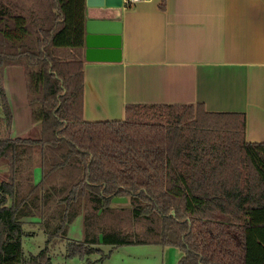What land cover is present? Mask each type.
<instances>
[{
    "label": "trees",
    "instance_id": "1",
    "mask_svg": "<svg viewBox=\"0 0 264 264\" xmlns=\"http://www.w3.org/2000/svg\"><path fill=\"white\" fill-rule=\"evenodd\" d=\"M22 1L0 0V81L24 66L33 130L0 136V264H49L62 240L69 256L160 243L183 251L178 264H264V142L245 139V114L127 104L124 119L84 120L83 61L58 49L82 47L85 0H27V16ZM0 108L8 127L1 82ZM123 210L132 229L110 225ZM79 215L83 238L70 240ZM24 223L46 235L36 254L22 250Z\"/></svg>",
    "mask_w": 264,
    "mask_h": 264
},
{
    "label": "crops",
    "instance_id": "2",
    "mask_svg": "<svg viewBox=\"0 0 264 264\" xmlns=\"http://www.w3.org/2000/svg\"><path fill=\"white\" fill-rule=\"evenodd\" d=\"M97 19L116 21L119 59H86V22ZM58 50L83 61L86 121L124 119L127 104L202 103L245 114V139L264 142V0L85 1L82 47Z\"/></svg>",
    "mask_w": 264,
    "mask_h": 264
},
{
    "label": "rangeland",
    "instance_id": "3",
    "mask_svg": "<svg viewBox=\"0 0 264 264\" xmlns=\"http://www.w3.org/2000/svg\"><path fill=\"white\" fill-rule=\"evenodd\" d=\"M16 12L27 16V0L19 3ZM0 82L4 87L12 112L11 125L7 127L1 122L2 113L0 108V136H30L33 130H29L27 77L24 66L20 64L7 65L2 72ZM39 179V171H36V181ZM129 204L128 196H116L111 201L113 207H128ZM111 219L113 220V223L110 224L112 226L132 229L133 223L129 218L128 210L115 212L111 215ZM103 224H109V217L103 220ZM23 230L25 231L21 240L23 252L25 254H36L45 245V233L36 223H24ZM135 230L142 233L144 228L137 225ZM67 236L70 240H81L83 238L82 216H77L70 224ZM96 247L99 249L89 254L88 257H80L77 254L69 256L67 255V241H59L50 246L49 264H178L183 255L180 248L160 243L123 244L115 247L111 244H98Z\"/></svg>",
    "mask_w": 264,
    "mask_h": 264
},
{
    "label": "water",
    "instance_id": "4",
    "mask_svg": "<svg viewBox=\"0 0 264 264\" xmlns=\"http://www.w3.org/2000/svg\"><path fill=\"white\" fill-rule=\"evenodd\" d=\"M91 7H120L122 0H85ZM116 21L110 19H97L86 22V59H91L92 53L112 54L113 58L120 57V31L113 29Z\"/></svg>",
    "mask_w": 264,
    "mask_h": 264
},
{
    "label": "built area",
    "instance_id": "5",
    "mask_svg": "<svg viewBox=\"0 0 264 264\" xmlns=\"http://www.w3.org/2000/svg\"><path fill=\"white\" fill-rule=\"evenodd\" d=\"M143 0H122V5L130 6L133 3H137Z\"/></svg>",
    "mask_w": 264,
    "mask_h": 264
}]
</instances>
